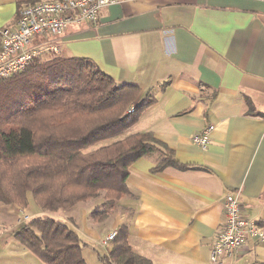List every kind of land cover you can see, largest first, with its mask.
<instances>
[{"label":"crops","instance_id":"obj_1","mask_svg":"<svg viewBox=\"0 0 264 264\" xmlns=\"http://www.w3.org/2000/svg\"><path fill=\"white\" fill-rule=\"evenodd\" d=\"M17 1L0 0V27L14 25ZM51 43L57 57L137 87L131 106L153 98L126 137L151 134L177 164L153 172L159 153L134 162L107 233L125 227L131 250L152 264H211L227 195L264 230V0H118ZM210 125L209 145L195 146ZM0 252L2 264H43L14 237L0 235ZM223 264H264V242Z\"/></svg>","mask_w":264,"mask_h":264},{"label":"trees","instance_id":"obj_2","mask_svg":"<svg viewBox=\"0 0 264 264\" xmlns=\"http://www.w3.org/2000/svg\"><path fill=\"white\" fill-rule=\"evenodd\" d=\"M37 2L18 0L15 21ZM11 78L0 81V204L26 208L31 198L38 211L58 213L98 198L112 202L127 194L129 167L158 147L164 155L153 172L177 166L147 133L93 149L125 133L154 100L126 114L138 88L116 84L91 61L42 55ZM101 206L89 215L95 223L106 221L113 205L100 213ZM127 235L125 227L116 231L102 264H152L131 250ZM14 238L43 264H86L79 235L62 222L33 220Z\"/></svg>","mask_w":264,"mask_h":264},{"label":"built area","instance_id":"obj_3","mask_svg":"<svg viewBox=\"0 0 264 264\" xmlns=\"http://www.w3.org/2000/svg\"><path fill=\"white\" fill-rule=\"evenodd\" d=\"M118 0H46L24 7L13 26L0 27V80L23 72L36 57L57 54L51 39L59 37L67 27L94 25L99 12ZM136 105L129 108L132 113ZM210 125L191 137V142L205 149L209 145ZM224 223L210 249V263L223 264L247 242H264V230L241 215L237 198L224 200ZM116 231L104 236L101 246L107 247ZM109 250V249H108Z\"/></svg>","mask_w":264,"mask_h":264},{"label":"rangeland","instance_id":"obj_4","mask_svg":"<svg viewBox=\"0 0 264 264\" xmlns=\"http://www.w3.org/2000/svg\"><path fill=\"white\" fill-rule=\"evenodd\" d=\"M43 1H46V0H43ZM11 77H9L10 79L7 78L6 80L10 81L17 76L13 78ZM20 78L28 79L27 77H23V76H21ZM127 111H126V114H128ZM127 135H128V132L123 133L117 138L110 139L108 141H104L103 143H99L95 145L93 149H97L102 146L113 143L115 141L122 140ZM158 153L160 154V157H162L164 155L163 149L158 147L157 152H155L154 154L157 155ZM113 200L114 201L111 202V200L108 201V200H103V199L98 198V199H94V200L87 201L84 203H80L79 205H77L76 209L72 211L68 210L69 211V212L67 211L68 213H64L62 211L58 213L40 212L35 208L31 198H29V203L26 208L17 207L23 210V211H20L21 213H18V214L14 213L13 206L11 207V206H5V205L0 204V235L3 237H14V234L16 232H18L22 227H24L26 224H29L33 220L49 218L54 221L64 223L65 225L69 227V229L75 231L79 235L81 244H82V256L86 264H102L99 258L104 255H108L112 242L107 247H102L100 244L103 238L101 239V237H103L104 235L107 236L111 232H115V231H111L107 233V231L110 230V226H112L114 222L113 218L110 219L113 215V211H111L112 209L110 210V216L108 218L110 220H108L107 222L104 221L102 223L93 222L90 219L89 214L93 209L97 207L100 208L101 204H105V206H101L100 213H102L103 211L105 212L109 210L111 203L112 205H114V203H116L119 199L117 200L113 199ZM4 206L7 208L4 209ZM115 208L117 209L118 207L115 206ZM69 214L76 215L77 221L79 224V229H80L79 233L77 232V229L72 224L68 223L67 220L65 219V217L70 216ZM97 236H98V239H97ZM5 257L6 256L0 252V264L6 262ZM23 261L24 260H19L18 263L19 264H30L29 259H28L29 263L28 262L22 263Z\"/></svg>","mask_w":264,"mask_h":264}]
</instances>
